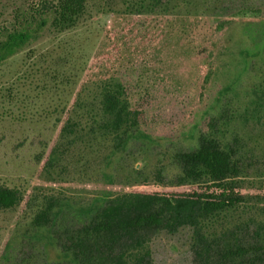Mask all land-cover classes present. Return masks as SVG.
<instances>
[{
    "label": "trees",
    "instance_id": "16d2710c",
    "mask_svg": "<svg viewBox=\"0 0 264 264\" xmlns=\"http://www.w3.org/2000/svg\"><path fill=\"white\" fill-rule=\"evenodd\" d=\"M217 2L0 0V150L9 136L20 138L15 156L0 160V216L45 240L49 264H155L157 235L184 229L193 264H264V165L256 154L264 156V135L253 137L264 131L258 65L202 121L194 150L170 152L152 178L133 174L119 193L96 196L73 212L81 220L71 227L54 231L60 216L70 217L68 197L37 186L64 178L68 160L81 164L89 149L122 153L132 137L149 140L156 130L165 139L186 121L196 86L181 91L157 53L167 37L186 44L188 59L204 65L194 72L206 92L216 76L207 64L220 55L211 40ZM100 42L105 51L94 60ZM255 49L249 60L263 55Z\"/></svg>",
    "mask_w": 264,
    "mask_h": 264
},
{
    "label": "rangeland",
    "instance_id": "374dc122",
    "mask_svg": "<svg viewBox=\"0 0 264 264\" xmlns=\"http://www.w3.org/2000/svg\"><path fill=\"white\" fill-rule=\"evenodd\" d=\"M217 1L215 10L211 12L217 19L211 40L217 42V52L220 55L207 64V68L215 66L212 70L208 69V73L216 75L212 86L200 94L197 88L198 77L194 71L204 65L188 59L186 44L175 38L164 39L157 53L160 67L172 77L181 91L192 92L196 86L194 93L199 97L197 104H193L188 110L186 121L165 139L159 137L161 134L158 131L152 130L147 132L149 140L138 135L129 139L122 153L116 154L111 145H102L100 151L89 149L81 164L74 163L75 159L68 160L69 171L64 178H57L56 182L48 178L38 179V187H45L51 194L69 199L66 207L71 208L68 210L70 217L60 216L54 231L58 227H71L74 222L78 223L81 216L78 212L74 216V211L88 209L92 200L102 193H119L133 174L143 179L147 176L152 178L170 152L194 150L202 121L219 111L228 95L225 96L226 91L232 88L238 90L245 85L246 80L248 83L253 79L255 65L264 69V0ZM255 48H260L263 55L249 60V56L256 54ZM104 51L105 44L100 42L93 53V59H97L96 55ZM115 73L117 72L114 71L113 74ZM263 133L264 131L257 132L253 137L257 140ZM19 139L16 134L9 136L10 143L0 150V160L15 156L14 147ZM35 139L36 136H31L30 141ZM261 152L258 150L256 154L262 157L264 165ZM21 158L27 159L25 155ZM172 174H166L167 181H170ZM15 224L14 216H0V229H3L0 232V264L52 262L51 250L44 245L45 240H34V236L26 234V230L18 232L14 228ZM190 235L189 229L181 230L175 235L167 232L158 234L152 243L155 264H193Z\"/></svg>",
    "mask_w": 264,
    "mask_h": 264
}]
</instances>
